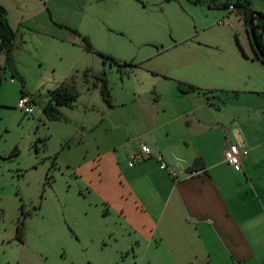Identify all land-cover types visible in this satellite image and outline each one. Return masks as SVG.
<instances>
[{
    "label": "crops",
    "instance_id": "1",
    "mask_svg": "<svg viewBox=\"0 0 264 264\" xmlns=\"http://www.w3.org/2000/svg\"><path fill=\"white\" fill-rule=\"evenodd\" d=\"M193 36L128 60L111 79L102 69L113 105L90 103L87 89L72 112L74 140L87 141L66 168L144 262L264 264V64L236 37L226 54L228 39ZM177 81L198 89L181 92ZM227 143L247 150L238 170L223 160ZM139 144L148 156L128 165Z\"/></svg>",
    "mask_w": 264,
    "mask_h": 264
},
{
    "label": "rangeland",
    "instance_id": "2",
    "mask_svg": "<svg viewBox=\"0 0 264 264\" xmlns=\"http://www.w3.org/2000/svg\"><path fill=\"white\" fill-rule=\"evenodd\" d=\"M214 1L193 6L180 0H0L14 32L11 65L34 102L30 113L17 108L19 80L11 75L13 68L0 69V264H164L161 257L142 261L126 232L66 168L69 155L87 141L74 140L72 112H78L87 89L90 103L101 104L92 84L98 72L115 77L116 66L97 51L136 60L153 47L192 35L211 42L228 39L219 45L226 54L236 37L248 51L243 7L224 14ZM248 2L264 11V0ZM81 36L92 50L85 49ZM60 82L76 92L78 107H58L59 118L49 120L41 110L44 94ZM20 221L21 241L16 238Z\"/></svg>",
    "mask_w": 264,
    "mask_h": 264
},
{
    "label": "trees",
    "instance_id": "3",
    "mask_svg": "<svg viewBox=\"0 0 264 264\" xmlns=\"http://www.w3.org/2000/svg\"><path fill=\"white\" fill-rule=\"evenodd\" d=\"M190 1V0H189ZM200 0H195L193 2L199 3ZM229 4L232 5V7H237L241 6L243 7V19H244V24L248 18L249 13L252 11L250 7H248V0H235L231 3H212L214 7H221V8H226ZM260 14H263L261 11H259ZM253 22L255 26V37L257 41V45L261 51V54L264 56V39H263V33H264V19L261 20L259 17L253 16ZM82 41L84 42V47L86 50H92L91 46L89 45L88 41L81 36ZM12 46H14V32L10 28V26L7 23L6 20V11L5 9L0 5V54L4 56V63L3 66H0V69L4 67H8L9 69L13 68L12 74L15 75L20 83V89H19V95L20 94H28L23 89V81L21 77L17 74L15 71L14 67L11 65L10 61V51ZM252 47V46H251ZM253 57L259 61H261L264 64V58L260 57L257 55V53L253 50ZM102 61L107 60L109 64L115 65L117 70H120L122 67L125 66H132L134 64H131L128 61H119L116 60L109 55L96 52ZM95 80L93 81V85L97 86L100 97L102 101L105 103L107 106H112V98L110 95L109 91V86L107 83V79L105 77V73L101 71L100 73L95 75ZM176 86L179 91L181 92H187V91H193L197 90L195 86L183 82V81H177ZM76 92L66 83L60 82L57 86L54 88L48 89L44 97L45 102L41 105V110L44 114V116L49 119V120H54L59 118V113H58V107L64 106V107H71L72 104L74 103L76 99ZM201 165V160L199 157H195L189 166V169L194 170ZM22 221L18 222L17 227H16V238L21 241L22 240Z\"/></svg>",
    "mask_w": 264,
    "mask_h": 264
},
{
    "label": "built area",
    "instance_id": "4",
    "mask_svg": "<svg viewBox=\"0 0 264 264\" xmlns=\"http://www.w3.org/2000/svg\"><path fill=\"white\" fill-rule=\"evenodd\" d=\"M231 4L227 6L228 10H232ZM223 18L218 22L221 23ZM33 99L28 94H20L17 102L16 107L22 109L25 113H30L33 108ZM247 153L246 149H240L234 143H227L222 151L223 160L226 164L231 166L232 168L238 170L240 168L239 158ZM149 154L148 148L144 144H139L137 149L129 156L128 165H131L134 161H140L146 158ZM158 166L162 169H165L168 174L172 177L175 176V172L170 169L160 157H157Z\"/></svg>",
    "mask_w": 264,
    "mask_h": 264
},
{
    "label": "water",
    "instance_id": "5",
    "mask_svg": "<svg viewBox=\"0 0 264 264\" xmlns=\"http://www.w3.org/2000/svg\"><path fill=\"white\" fill-rule=\"evenodd\" d=\"M253 16L259 17L261 20L264 19V13L260 14L259 11L252 10L248 18L245 22L246 32L249 37L250 44L253 48V50L257 53L258 56L264 58V56L261 54V51L257 45L256 37H255V26L253 22Z\"/></svg>",
    "mask_w": 264,
    "mask_h": 264
}]
</instances>
